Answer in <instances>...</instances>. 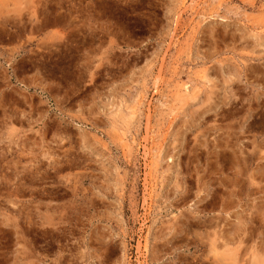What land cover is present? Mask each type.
<instances>
[{
    "label": "rangeland",
    "instance_id": "rangeland-1",
    "mask_svg": "<svg viewBox=\"0 0 264 264\" xmlns=\"http://www.w3.org/2000/svg\"><path fill=\"white\" fill-rule=\"evenodd\" d=\"M222 238L264 264V0H0V264Z\"/></svg>",
    "mask_w": 264,
    "mask_h": 264
},
{
    "label": "bare ground",
    "instance_id": "bare-ground-1",
    "mask_svg": "<svg viewBox=\"0 0 264 264\" xmlns=\"http://www.w3.org/2000/svg\"><path fill=\"white\" fill-rule=\"evenodd\" d=\"M204 77V76H203ZM183 90V89H182ZM190 95V94H189ZM215 147V146H214ZM259 162H260V160H259ZM259 166H260V164H259ZM221 198V197H220ZM210 221H212V220H210ZM225 221V220H224ZM207 225V224H206ZM226 226L225 227H227V224H225ZM224 226H222V228H223ZM225 229V228H224ZM241 229V228H240ZM220 231H221V228H220ZM242 231V230H241ZM225 232H226V229H225ZM240 232V231H239ZM259 232V231H258ZM227 233H228V231H227ZM228 235H229V233H228ZM226 236H227V234H226ZM219 237H220V235H219ZM237 237V236H236ZM239 237V236H238ZM215 239V238H214ZM222 239H225V238H222ZM233 240V239H232ZM241 240H243V239H241ZM224 241V240H223ZM236 241H237V239H236ZM240 241V240H239ZM231 242V239L229 240V239H225V241L223 242V250H222V252L219 254L220 255V259H221V262H223L224 260H225V263L224 264H228V261L229 260H231V253L232 252H230V249H229V243ZM233 242V241H232ZM237 243V242H236ZM213 245V244H212ZM233 245V244H232ZM214 246V245H213ZM215 247V246H214ZM233 249V248H232ZM241 249V248H240ZM238 250V249H237ZM240 253V252H239ZM241 254V253H240ZM241 256V255H240ZM234 259V258H233ZM238 259V258H237ZM234 261V260H233ZM231 262H232V260H231ZM235 263V262H234ZM264 263V262H263ZM235 264H237V263H235ZM260 264V263H259Z\"/></svg>",
    "mask_w": 264,
    "mask_h": 264
}]
</instances>
